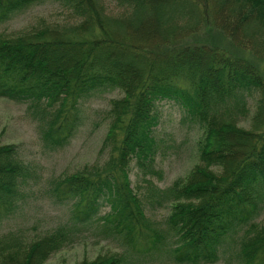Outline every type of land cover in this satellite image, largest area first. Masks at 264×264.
<instances>
[{
	"label": "trees",
	"instance_id": "16d2710c",
	"mask_svg": "<svg viewBox=\"0 0 264 264\" xmlns=\"http://www.w3.org/2000/svg\"><path fill=\"white\" fill-rule=\"evenodd\" d=\"M114 1L127 9L123 17L109 15L103 0H0V26L46 3L78 21L0 36V99L27 105L43 122L44 143H69L82 124L83 104L96 94H122L108 112L103 164L46 187L53 204L70 207L68 221L30 241L3 237L0 264H46L96 224L122 250L79 264H139L154 256L217 264L231 240L238 242L240 264H264V74L234 51L187 42L211 25L264 65V0ZM162 103L179 107L182 123L200 131L198 164L167 188L146 180L138 191L133 166L159 174L154 132ZM247 120L249 129L241 125ZM35 179L20 146L0 144V219L36 193ZM107 205L109 213L101 215ZM169 208L153 229L147 212Z\"/></svg>",
	"mask_w": 264,
	"mask_h": 264
},
{
	"label": "rangeland",
	"instance_id": "374dc122",
	"mask_svg": "<svg viewBox=\"0 0 264 264\" xmlns=\"http://www.w3.org/2000/svg\"><path fill=\"white\" fill-rule=\"evenodd\" d=\"M106 12L113 17H123L127 9L114 0H103ZM126 10V11H125ZM72 12L57 3L34 6L8 23L0 26V36L16 38L22 34L36 32L55 26L69 27L77 23ZM189 44H210L228 49L245 56L259 65L264 74V65L250 52H241L218 30L210 27L201 29L188 37ZM261 65V66H260ZM119 91H104L96 94L82 106V124L70 142L63 147H52L43 141V122L28 111L27 105L0 99V144L20 146L24 160L36 175V193L28 196L26 204L10 218L0 219V240L13 234L30 241L53 227L65 223L70 218L69 206L53 204L46 193L51 180L84 172L85 168L100 166L104 162L101 148L105 141L111 102L121 98ZM160 124L154 135L158 142V154L153 169L159 174L140 171L136 166L130 174L132 188L142 190L148 187L146 180L164 189L179 178H185L198 164L196 143L201 138L200 131L191 127L189 121L182 123L181 109L170 103L159 107ZM254 109L252 108V113ZM249 129L250 121L241 124ZM106 157V156H105ZM104 207L101 215L109 213ZM170 214L169 209L147 212L148 222L153 229L161 227ZM264 224V215L259 219ZM140 238L139 242H143ZM238 242L231 240L217 264H240L237 258ZM139 248L142 247L139 245ZM122 250L121 243L114 238H106L97 224L87 231L76 244L54 254L46 264H79L84 260H95L99 256L110 255ZM139 264H171L165 257H147Z\"/></svg>",
	"mask_w": 264,
	"mask_h": 264
}]
</instances>
